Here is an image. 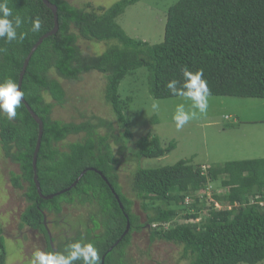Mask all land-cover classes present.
<instances>
[{
	"label": "trees",
	"instance_id": "16d2710c",
	"mask_svg": "<svg viewBox=\"0 0 264 264\" xmlns=\"http://www.w3.org/2000/svg\"><path fill=\"white\" fill-rule=\"evenodd\" d=\"M139 1L119 0L108 8L88 3L79 8L67 0H48L56 6L58 30L32 53L20 86L23 99L42 121L35 170L37 123L22 102L13 120L0 112V146L18 167L9 181L13 189L24 191L27 203L19 227L41 234L46 252H65L76 241L91 243L101 260L104 257L103 264H136L127 249L132 236L144 230L150 241L182 246L181 259L188 264H260L264 261V158L205 169L186 160L160 168L139 166L142 159L169 154L175 143L162 145L151 134L133 141L126 115L133 99L122 98L119 85L144 69L154 99L176 98L167 83L174 79L179 87L184 70L202 69L209 96L264 101V0H177L166 12L163 37L156 44L129 37L118 24L125 10ZM8 4L13 16L23 20L18 36L25 35L11 43L0 39V83L11 79L18 85L26 56L52 30L54 19L41 0H8ZM36 18L41 28L33 32ZM78 37L115 44L99 55H84ZM91 72L105 76L103 97L117 128L95 116L81 123L52 118L54 105L65 98L60 80L77 81ZM78 134H83L80 141L66 142ZM128 154L136 165L124 193L119 170L121 158ZM34 175L41 194L52 198L38 195ZM218 180L225 191L213 194L216 201L204 208L209 211L199 220L204 203L201 207L195 194ZM75 203L92 209L74 217L81 221L71 224L74 235L54 236L64 206ZM3 236L0 225V264H6Z\"/></svg>",
	"mask_w": 264,
	"mask_h": 264
},
{
	"label": "rangeland",
	"instance_id": "374dc122",
	"mask_svg": "<svg viewBox=\"0 0 264 264\" xmlns=\"http://www.w3.org/2000/svg\"><path fill=\"white\" fill-rule=\"evenodd\" d=\"M67 1L79 8L88 3L94 8H108L119 0ZM176 1L140 0L125 10L118 19V24L131 38L141 39L150 44L159 43L163 37L166 12ZM112 44H115L113 40L96 42L79 37L77 39V45L84 55H99ZM137 72L136 75L127 76L119 85L121 97L131 96L133 99L126 110L133 141L151 134L156 135L162 145L171 141L175 143L174 150L169 154L158 159H142L139 166L160 168L179 160H186L194 165L203 164V168H208L220 167L229 161L264 158V101L255 98L209 96L206 113L197 112L196 118L177 130L173 120L176 105L183 103L187 110L191 109L192 102L183 97L154 99L149 93L147 73L144 69ZM51 75L56 77L53 72ZM60 82L65 90V98L62 104L54 105L53 119L81 123L95 116L110 120L117 128L112 110L103 97L106 82L103 74L91 72L82 74L77 81ZM46 99L50 101L47 97ZM153 103L160 106L157 112L151 109ZM82 136L83 134L69 136L66 142L80 141ZM63 144L65 142L59 146L63 148ZM127 147L132 152V145L128 143ZM121 160L119 182L123 192L127 193L129 172L136 162L129 154ZM11 172L18 173V167L6 158L0 146V225L4 236L8 238L3 236L6 264H31L33 253L44 248L43 237L29 228L19 227L20 215L27 203L23 196L24 191L12 188L9 181ZM224 191L218 180L208 183L204 190L195 194L200 200L201 207L204 203L199 220L204 219L209 211L204 208H209V204L216 201L213 194H222ZM132 197L130 196L131 199ZM138 204L139 202L133 207L135 211L139 210ZM89 209H92L89 205L81 206L77 203L65 205L63 218L56 229L54 228V236L59 238L74 235L76 228L72 225L77 226L81 223L74 217L84 215ZM127 252L136 264H188L186 260L181 259L182 246L159 240L150 241L146 230L132 236ZM260 264H264V261Z\"/></svg>",
	"mask_w": 264,
	"mask_h": 264
},
{
	"label": "clouds",
	"instance_id": "9594fccd",
	"mask_svg": "<svg viewBox=\"0 0 264 264\" xmlns=\"http://www.w3.org/2000/svg\"><path fill=\"white\" fill-rule=\"evenodd\" d=\"M22 23L23 20L19 15L13 16V10L9 7L8 0H0V39H5L9 43L23 40L25 34L22 33L18 36L17 32ZM40 28V19H34L31 30L37 32ZM183 76L184 81L179 87L178 81L174 79L166 85L174 96L183 97L192 102L191 109L187 110L183 103L176 105L173 120L177 130L196 118L197 112L206 113L210 95V89L207 81L203 78L202 69L195 72L184 70ZM23 97L24 92L19 90L13 80L9 79L0 83V112L6 114L9 120L15 119L17 108L20 107ZM159 107L158 103L151 105L153 112H157ZM76 261H82L83 264H101V257L93 244L76 241L71 243L65 252H46L37 249L33 253L31 264H75Z\"/></svg>",
	"mask_w": 264,
	"mask_h": 264
},
{
	"label": "water",
	"instance_id": "95a60500",
	"mask_svg": "<svg viewBox=\"0 0 264 264\" xmlns=\"http://www.w3.org/2000/svg\"><path fill=\"white\" fill-rule=\"evenodd\" d=\"M42 3L52 12L53 14V19H54V24H53V28L50 32L44 34L43 36H41L38 41L33 45V47L31 48L30 52L28 53V55L26 56V59L24 60V63H23V67H22V70L19 74V79H18V88L20 90V86H21V83H22V78H23V75L25 73V69L28 65V62H29V59L32 55V53L35 51V49L41 44V42L43 41V39L47 38L48 36H51L53 34H55L58 30V24H57V10H56V6L52 5L51 3L48 2V0H41ZM27 111L29 112V114L31 115V117L33 118V120L37 123L38 125V137H37V142H36V147H35V150H34V154H33V160H32V165H33V170H35V165H36V158H37V154H38V151H39V147H40V139H41V135H42V121L36 116V114L31 110V108L27 105V103L25 102V100L22 98V101H21ZM34 182H35V185H36V188H37V193L38 195L43 198V199H49V198H52L53 195H48V196H44L41 194L40 192V186H39V183L37 182V177L36 175H34V178H33ZM75 184V183H74ZM72 184V186L74 185ZM128 224L126 226V230L124 232V234H126L127 230H128ZM123 234V235H124ZM103 259L104 257L102 258L101 260V264H103Z\"/></svg>",
	"mask_w": 264,
	"mask_h": 264
},
{
	"label": "built area",
	"instance_id": "2783aa9c",
	"mask_svg": "<svg viewBox=\"0 0 264 264\" xmlns=\"http://www.w3.org/2000/svg\"><path fill=\"white\" fill-rule=\"evenodd\" d=\"M216 206H218V205H216ZM219 208V207H218Z\"/></svg>",
	"mask_w": 264,
	"mask_h": 264
}]
</instances>
